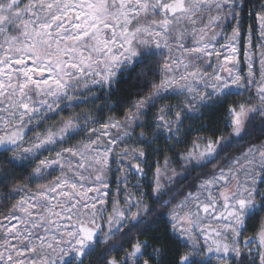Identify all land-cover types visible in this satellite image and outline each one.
<instances>
[{
  "label": "snow or ice",
  "instance_id": "1",
  "mask_svg": "<svg viewBox=\"0 0 264 264\" xmlns=\"http://www.w3.org/2000/svg\"><path fill=\"white\" fill-rule=\"evenodd\" d=\"M0 264H264V0H0Z\"/></svg>",
  "mask_w": 264,
  "mask_h": 264
},
{
  "label": "rangeland",
  "instance_id": "2",
  "mask_svg": "<svg viewBox=\"0 0 264 264\" xmlns=\"http://www.w3.org/2000/svg\"><path fill=\"white\" fill-rule=\"evenodd\" d=\"M227 31H228V33L230 34L231 29L229 28ZM220 43H227V40H226V39H221ZM240 59H241V64L243 65V55H242V54H241ZM212 223H213V226H219V227H222V223H223V222H219V223H218V222H216V221H212Z\"/></svg>",
  "mask_w": 264,
  "mask_h": 264
},
{
  "label": "trees",
  "instance_id": "3",
  "mask_svg": "<svg viewBox=\"0 0 264 264\" xmlns=\"http://www.w3.org/2000/svg\"><path fill=\"white\" fill-rule=\"evenodd\" d=\"M5 211H6V209H4ZM247 235H252V233L251 232H249Z\"/></svg>",
  "mask_w": 264,
  "mask_h": 264
}]
</instances>
